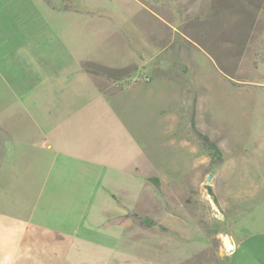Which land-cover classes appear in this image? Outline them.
<instances>
[{"label": "rangeland", "instance_id": "obj_1", "mask_svg": "<svg viewBox=\"0 0 264 264\" xmlns=\"http://www.w3.org/2000/svg\"><path fill=\"white\" fill-rule=\"evenodd\" d=\"M139 1L167 13V46L161 54L144 51L140 63L130 57L138 69L130 67L129 78L128 70L103 75V81L123 77L129 83L149 77L115 96L76 78L77 57L106 61L107 51L94 46V33L80 44L66 24L82 19L69 9L118 10L116 1L12 0L8 19L0 21L8 32L1 71L11 87L20 78L22 91L35 88L39 100L38 107L20 103L6 112L22 139L6 130L13 175L0 179L23 187L26 198L18 191L19 201L36 200L40 192L33 189L43 187L39 201L47 202L38 209L44 218L78 230L23 251L13 246L16 231L4 232L1 224L0 264H229L223 243L264 231V0ZM130 9L145 15L132 0ZM96 34L106 43L129 38L117 28ZM145 35L153 32L133 30L130 41L139 44ZM32 41L49 60L32 62ZM150 58L164 69H150ZM8 91L1 99L10 100ZM47 97L53 114L46 111ZM53 123L76 148L70 165L48 139L46 127ZM87 144L95 153L85 159ZM159 172L166 175H146ZM110 193L130 206L102 225ZM192 209L198 215L181 212Z\"/></svg>", "mask_w": 264, "mask_h": 264}, {"label": "crops", "instance_id": "obj_2", "mask_svg": "<svg viewBox=\"0 0 264 264\" xmlns=\"http://www.w3.org/2000/svg\"><path fill=\"white\" fill-rule=\"evenodd\" d=\"M11 1L12 0H0V21L8 19V7L10 6ZM114 1H116L117 4L121 5L122 7L118 10L108 8L97 9V7L84 9L82 8V10L78 9V7L74 8L73 10L68 8L70 11L67 14L73 15V18L77 15L82 19L78 20L73 26L66 24L67 26L72 27L71 29L67 30L68 34L73 31L74 33H78L76 34V37L78 38L80 44L82 43L84 45L85 41H87V37L90 36L87 33H94V46L101 47L102 49H106L107 51L106 61L97 59H90V61H87L82 60L81 57H77V59H75L78 63L76 78H81V80L83 81L82 83H84L86 86L92 87L93 90H98L100 92L110 90L112 91V96L119 95L120 91L124 87H133L140 82H143L142 84L149 82V77L147 75L143 77L147 78L148 82H144L143 78L140 81L137 80L136 83L131 81L129 83L125 78H129L132 74L131 71L133 70L130 71V67L135 66L136 69H138V65H136V63L142 62L144 51H147V53H149L152 50H156L158 54H161L166 49L167 43L164 30L170 23V21L167 19V13L165 11H161L159 7H157L158 9H151L148 5H146L145 3L142 4L139 0H132L136 4V6L140 7L141 10L145 13V15H143L139 13L141 12L140 9H130V0H118L119 2L117 0ZM152 2V5H160L159 2H154V0H152ZM148 18L151 20L148 21ZM104 28H110V30H115L117 28L118 30L125 31L129 34V38L124 36L125 38L123 39L113 38L107 43L104 41L98 42L96 40V38L98 37L96 33L102 32ZM5 29V26L0 28V49H7L8 32L2 31ZM133 30H137L140 33L148 32L151 30L153 32V37L151 35H148V37L145 35V38H142V41L139 44H136L133 41H130V32H132ZM63 43L64 46H66V44H68L69 46V42L63 41ZM36 45V41H32L29 45L31 47L29 54L31 55L32 62L40 59H42L44 62L46 60H49V56L47 58H41L43 55L38 54ZM115 56H117L116 59ZM134 56L138 58V62L136 63H134L135 60H130V57L133 58ZM119 57H124L126 59L123 62L118 59ZM1 58L2 57H0V61ZM112 61H116V64L112 65ZM148 61L149 62H147L146 64L151 66H149L150 69L155 71L164 69L163 66H158L157 64L155 65L152 62L151 58ZM83 62H93L95 64L105 65L109 69L115 68V71H128L125 78L122 77L114 81L107 82L103 81L102 76L84 72L81 67V64ZM164 64L167 67L166 62H163V65ZM142 66L144 67V65ZM18 79L20 78L15 79V82L11 87L6 80L5 68L4 71H1L0 65V177L4 176V180L6 182V177L8 175H13V168L9 167V163L7 164L9 155L8 153H5V143L6 140L8 141V138L5 136L6 130L10 132L12 136L14 133L13 138L15 141H21L22 139V135H20V138H18V136H16L15 134V131L17 130L19 124L15 123V125L11 124L9 126L8 122L6 121V112L12 113L14 111V108L18 110L17 108L20 107V103L25 105V108H28L29 105L32 106V108L38 107L39 105V100L35 101L34 99L36 96H38V94H35L36 89L30 87L29 89L22 91V89L18 87ZM45 80L47 81V83H45L44 86H48V78H46ZM7 89H9L8 92L11 97L8 101H6L5 98L1 99V96H6ZM22 92L23 94L21 95ZM25 95H31V97L26 98L24 97ZM45 101L46 103H49V97H47ZM48 103L45 106L47 109L46 111L48 113L50 112V114H53L55 110ZM33 127H37L35 123ZM41 128L44 127L41 126ZM46 128L48 139L50 141H54L57 145L56 147L61 149L62 152H66L65 158L67 159V162H65V164L70 165L74 163L77 155L76 148L72 147L71 144H68L66 142L64 134L61 133L60 129H56L55 123ZM21 132L26 131L21 130ZM34 137L39 138L38 133L34 134ZM27 139L31 140V137H27ZM48 144H44V147H48ZM30 151L33 152L32 150ZM14 153H21L20 148L16 149ZM94 153V151L88 148V144L81 151V155L85 154V159L91 158ZM69 154L72 156L70 157ZM13 159H18V156H14ZM149 174L160 176L166 175L164 172L148 173L146 175ZM2 181L3 180L0 179V226L1 224H3L4 232L6 231V227H8L9 229H14L16 231V233L13 235L14 237L12 238L14 240L13 246L15 247V249H19L21 247L24 251L25 248L28 249L33 246L36 249H39V247L45 248L48 242L53 243V241L58 240L56 238L54 239L53 235L61 240H64L62 237H60V233L66 236H71V232L74 231L77 234L78 230H75V226H72V224H70V228H67L66 225L60 226L59 223L57 225V222H55V220L44 218V212L38 209L39 206H45V202H47L39 201L40 193H44L43 187L38 190L33 189L34 192H40L37 194V196L33 194V197L36 198V200L19 201L18 197H21V194L23 199L26 198V195L24 197L23 187L17 189L18 186L5 184ZM18 191L21 192L20 196H18ZM108 195H110L111 202L105 203L104 207H102V225H104V223H107L108 220H112L114 217H116L118 215L119 208L130 206L127 201H123L120 204L117 203V201L115 200L116 198L113 196V194L110 193ZM181 212H187L188 214L190 212L192 217L193 215H198L197 211H194L193 209L190 211L183 210ZM179 216H181V213ZM59 230L61 232H59ZM57 233L59 234L57 235ZM230 240V243L232 244V250L225 253L227 260H229V264H264V231L248 233L241 238H235V240L230 238ZM225 245L226 244L223 243V246Z\"/></svg>", "mask_w": 264, "mask_h": 264}, {"label": "trees", "instance_id": "obj_3", "mask_svg": "<svg viewBox=\"0 0 264 264\" xmlns=\"http://www.w3.org/2000/svg\"><path fill=\"white\" fill-rule=\"evenodd\" d=\"M81 67L84 72H91V73H94L100 76H103V75L107 76L108 74H110V72H117L115 70L102 67L101 65L99 66L98 64H95V63H84ZM91 67H93L94 69L91 70L90 69Z\"/></svg>", "mask_w": 264, "mask_h": 264}, {"label": "water", "instance_id": "obj_4", "mask_svg": "<svg viewBox=\"0 0 264 264\" xmlns=\"http://www.w3.org/2000/svg\"><path fill=\"white\" fill-rule=\"evenodd\" d=\"M211 178H212V174L209 173L205 178V182L209 183L211 181ZM231 250H232V244L230 242H227L225 245V251L230 252Z\"/></svg>", "mask_w": 264, "mask_h": 264}, {"label": "built area", "instance_id": "obj_5", "mask_svg": "<svg viewBox=\"0 0 264 264\" xmlns=\"http://www.w3.org/2000/svg\"><path fill=\"white\" fill-rule=\"evenodd\" d=\"M144 81H148V79L146 78V79H144Z\"/></svg>", "mask_w": 264, "mask_h": 264}]
</instances>
